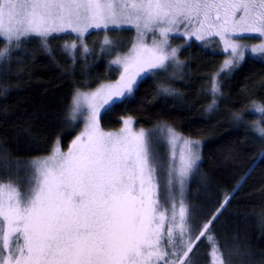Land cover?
Segmentation results:
<instances>
[{"label":"snow or ice","instance_id":"obj_1","mask_svg":"<svg viewBox=\"0 0 264 264\" xmlns=\"http://www.w3.org/2000/svg\"><path fill=\"white\" fill-rule=\"evenodd\" d=\"M125 32L134 33L127 42L112 39ZM98 34V51L118 78L89 83L85 74L73 85L65 122L78 134L68 150L57 136L31 161L3 157L0 264H230L213 222L235 192L208 215L186 197L202 143L167 123L146 130L127 116L107 131L102 120L136 101L153 78H177L186 65L176 41L183 51L218 45L213 54L224 59L209 76L205 108L218 111L222 82L245 56L264 63V0H0L2 65L35 43L53 60L67 55L75 69L77 49L83 61L85 37ZM157 83L158 92L173 94ZM254 109L264 116V105ZM256 131L264 139V127ZM203 247L210 252L201 257Z\"/></svg>","mask_w":264,"mask_h":264},{"label":"trees","instance_id":"obj_2","mask_svg":"<svg viewBox=\"0 0 264 264\" xmlns=\"http://www.w3.org/2000/svg\"><path fill=\"white\" fill-rule=\"evenodd\" d=\"M131 35L134 33L121 36L127 42ZM102 39L103 34L85 37L90 51L82 61L77 49L75 69L67 55L57 54L53 60L35 43L26 45L10 65L0 64V167L5 154L21 163L48 154L50 142L57 136L62 149L68 150L78 134L65 122L73 85L85 74L89 83L118 78L115 66L109 67L110 58L98 51ZM179 45L180 59L186 65L180 74L183 78H153L136 101L118 108L102 120V126L107 131L119 130L122 118L132 116L146 130L167 123L183 135L201 140L202 160L190 182L188 200L200 214L208 215L235 192L230 206L213 222L216 238L225 246L230 264H264V139L256 131L258 126L264 127V116L254 109V105H264V63L246 57L223 80L219 110L209 113L205 111L210 103L206 94L209 76L219 70L224 56L213 54L218 45L204 51L198 43L188 51H183L184 43ZM157 82L170 87L173 94L158 92ZM234 113L243 117L242 123L233 120ZM228 152L230 158H226ZM205 252L210 247L201 248V257Z\"/></svg>","mask_w":264,"mask_h":264},{"label":"rangeland","instance_id":"obj_3","mask_svg":"<svg viewBox=\"0 0 264 264\" xmlns=\"http://www.w3.org/2000/svg\"><path fill=\"white\" fill-rule=\"evenodd\" d=\"M117 39H123V37L122 36H119V37H117ZM124 40V39H123ZM183 43V41H176V42H174V43H176V44H180V43ZM259 41L258 40H255V39H253V40H249L248 41V43H258ZM217 46V44L214 42H212L210 45H209V47H212V48H214V47H216ZM246 57H252V58H258L257 56H253V55H246L245 56V59H246ZM181 72H178L177 73V78H171V79H173V80H176V79H178L181 75ZM168 78V77H167ZM76 122H78V123H80V125H81V127H82V122L80 121V120H77ZM262 123H264V122H262ZM201 143H202V145H203V142L201 141V140H199ZM66 152V151H65ZM201 157H202V149H201ZM201 160H202V158H201ZM200 163H201V161L199 162V165H200ZM194 175V174H193ZM192 178H193V176L189 179V181H188V183H187V187H186V197H187V194H188V188H189V185H190V182H191V180H192Z\"/></svg>","mask_w":264,"mask_h":264}]
</instances>
